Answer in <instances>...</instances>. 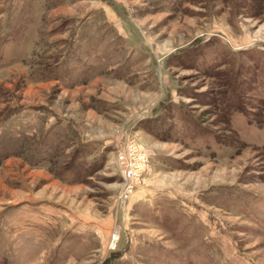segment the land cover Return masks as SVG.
<instances>
[{
    "label": "rangeland",
    "instance_id": "obj_1",
    "mask_svg": "<svg viewBox=\"0 0 264 264\" xmlns=\"http://www.w3.org/2000/svg\"><path fill=\"white\" fill-rule=\"evenodd\" d=\"M0 264H264V0H0Z\"/></svg>",
    "mask_w": 264,
    "mask_h": 264
},
{
    "label": "built area",
    "instance_id": "obj_2",
    "mask_svg": "<svg viewBox=\"0 0 264 264\" xmlns=\"http://www.w3.org/2000/svg\"><path fill=\"white\" fill-rule=\"evenodd\" d=\"M117 160L121 163V172H139L147 161V157L136 149L133 143L123 151H118Z\"/></svg>",
    "mask_w": 264,
    "mask_h": 264
},
{
    "label": "trees",
    "instance_id": "obj_3",
    "mask_svg": "<svg viewBox=\"0 0 264 264\" xmlns=\"http://www.w3.org/2000/svg\"><path fill=\"white\" fill-rule=\"evenodd\" d=\"M240 110V109H239ZM240 111H243V110H240ZM228 120H229V118H228Z\"/></svg>",
    "mask_w": 264,
    "mask_h": 264
}]
</instances>
